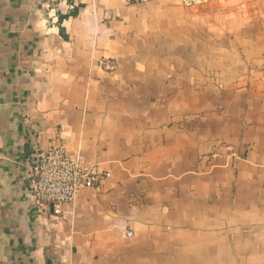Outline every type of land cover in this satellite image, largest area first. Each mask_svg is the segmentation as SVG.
I'll return each mask as SVG.
<instances>
[{"label":"crops","instance_id":"0c3cea01","mask_svg":"<svg viewBox=\"0 0 264 264\" xmlns=\"http://www.w3.org/2000/svg\"><path fill=\"white\" fill-rule=\"evenodd\" d=\"M60 135L109 177L55 218ZM0 264H264V0H0Z\"/></svg>","mask_w":264,"mask_h":264},{"label":"built area","instance_id":"2783aa9c","mask_svg":"<svg viewBox=\"0 0 264 264\" xmlns=\"http://www.w3.org/2000/svg\"><path fill=\"white\" fill-rule=\"evenodd\" d=\"M136 1L143 3L148 0ZM101 67L106 71L114 69L110 61L102 62ZM108 177L107 172L85 167L79 160L71 157L60 135L32 168V200L40 214L63 218L65 209L73 203L80 190H98L101 182Z\"/></svg>","mask_w":264,"mask_h":264},{"label":"trees","instance_id":"16d2710c","mask_svg":"<svg viewBox=\"0 0 264 264\" xmlns=\"http://www.w3.org/2000/svg\"><path fill=\"white\" fill-rule=\"evenodd\" d=\"M56 2H58V1H60V0H55ZM76 12H72V13H70L69 15H66V16H60L59 17V22H61L62 20H64V19H67L68 17H74V16H76Z\"/></svg>","mask_w":264,"mask_h":264}]
</instances>
